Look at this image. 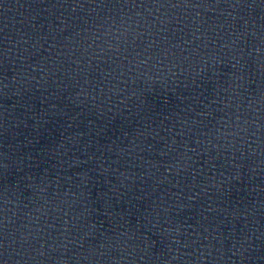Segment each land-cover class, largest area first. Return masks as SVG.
Returning <instances> with one entry per match:
<instances>
[{
	"label": "water",
	"instance_id": "obj_1",
	"mask_svg": "<svg viewBox=\"0 0 264 264\" xmlns=\"http://www.w3.org/2000/svg\"><path fill=\"white\" fill-rule=\"evenodd\" d=\"M0 264H264V0H0Z\"/></svg>",
	"mask_w": 264,
	"mask_h": 264
}]
</instances>
